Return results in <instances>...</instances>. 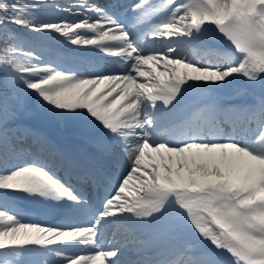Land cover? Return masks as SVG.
Here are the masks:
<instances>
[{"label":"snow or ice","instance_id":"obj_1","mask_svg":"<svg viewBox=\"0 0 264 264\" xmlns=\"http://www.w3.org/2000/svg\"><path fill=\"white\" fill-rule=\"evenodd\" d=\"M0 264H264V0H0Z\"/></svg>","mask_w":264,"mask_h":264},{"label":"rangeland","instance_id":"obj_2","mask_svg":"<svg viewBox=\"0 0 264 264\" xmlns=\"http://www.w3.org/2000/svg\"><path fill=\"white\" fill-rule=\"evenodd\" d=\"M65 14H67V13L66 12H53L47 18L48 19H52V20L61 19L60 15H65ZM220 92H222L224 94L222 96V102L228 101V103H226V104H229V103H242V102H244V100H243L244 94H243V80H242V78L239 79L232 86H230V87H228L226 89H223ZM220 92H218V93H220ZM225 96H230V98L229 99H224ZM233 97H236V99H233L232 100ZM24 118H25V121L26 122H28V121L32 122L33 121V122H37V123L38 122H43L44 123V121H46V120L42 119L39 116L38 113H35V112H33V114L31 116H25ZM46 122L48 123V121H46ZM66 128H76L77 131H79V127L76 126V125H70V126H68ZM34 129L37 130V128H34ZM55 131L57 132V130H55ZM67 143H70L69 145H72V147H75V144H74V142L72 140H67ZM86 149L87 148H85L84 151H86ZM76 153H80V152H76ZM28 159H30V157ZM43 160L44 161L46 160V157L45 156L43 157ZM29 202L33 203L35 206L40 203L38 200H21V201L15 202V203H16L17 209L21 210V207L18 205V203H29ZM21 215H22V211H21ZM122 241H124V239ZM40 259L41 260H44V259H47V258L46 257H41Z\"/></svg>","mask_w":264,"mask_h":264},{"label":"bare ground","instance_id":"obj_3","mask_svg":"<svg viewBox=\"0 0 264 264\" xmlns=\"http://www.w3.org/2000/svg\"><path fill=\"white\" fill-rule=\"evenodd\" d=\"M133 0H125V3H128V4H130L131 2H132ZM59 2L60 3H62V4H65V5H68V4H70V3H72V0H59ZM101 2H103V0H101ZM67 15V14H66ZM63 18L62 19H65L64 17L65 16H62ZM67 17H73V18H75V19H79L80 17H78V16H73V15H68ZM98 57H100V55L98 56ZM109 59H111V58H109ZM93 60V59H92ZM67 148H68V151H67ZM73 149H72V147L71 146H68V147H66V150L64 151V152H67V153H70V151H72ZM56 159H59L58 157H55V156H53V157H50V156H48L47 157V159H46V161H44V162H47V163H50V161L52 160V161H55ZM42 206V207H41ZM36 209H37V211H39V212H46V213H51V212H56V211H53V210H51V209H49V207L46 205V204H42V203H39L37 206H36ZM57 213V212H56ZM59 213H57V215H58ZM54 216V215H53ZM40 221V220H39ZM41 223H43L42 221H40ZM142 235H145L144 233H141Z\"/></svg>","mask_w":264,"mask_h":264}]
</instances>
